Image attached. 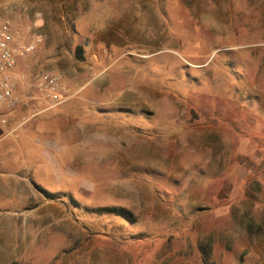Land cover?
Here are the masks:
<instances>
[{
    "label": "rangeland",
    "instance_id": "obj_1",
    "mask_svg": "<svg viewBox=\"0 0 264 264\" xmlns=\"http://www.w3.org/2000/svg\"><path fill=\"white\" fill-rule=\"evenodd\" d=\"M0 16L41 38L0 141L6 264H264V0H0Z\"/></svg>",
    "mask_w": 264,
    "mask_h": 264
},
{
    "label": "built area",
    "instance_id": "obj_2",
    "mask_svg": "<svg viewBox=\"0 0 264 264\" xmlns=\"http://www.w3.org/2000/svg\"><path fill=\"white\" fill-rule=\"evenodd\" d=\"M40 37L29 33L28 39L22 30L13 26L9 18L0 16V141L6 126V115L12 112L21 102L17 94L19 77L15 73L18 59L36 50ZM40 86L45 98L52 105L62 101L61 86L57 77L51 72L41 76Z\"/></svg>",
    "mask_w": 264,
    "mask_h": 264
},
{
    "label": "crops",
    "instance_id": "obj_3",
    "mask_svg": "<svg viewBox=\"0 0 264 264\" xmlns=\"http://www.w3.org/2000/svg\"><path fill=\"white\" fill-rule=\"evenodd\" d=\"M13 22L14 25L17 26L18 20L14 19ZM30 219L33 220V218H30L29 215H25V216L22 215L21 217L22 227L24 226L23 221L24 220L30 221ZM9 222H10L9 217L6 214H1L0 212V264H6L8 261L7 253L9 248ZM25 226L29 227V223L25 224ZM33 226L34 225H32V228ZM12 251H16L15 248H13Z\"/></svg>",
    "mask_w": 264,
    "mask_h": 264
},
{
    "label": "trees",
    "instance_id": "obj_4",
    "mask_svg": "<svg viewBox=\"0 0 264 264\" xmlns=\"http://www.w3.org/2000/svg\"><path fill=\"white\" fill-rule=\"evenodd\" d=\"M81 49V48H79ZM101 210H110V211H115L118 214H123V215H129L131 214V212L125 208H119V207H105V208H101ZM211 252H212V245L208 244L206 247H204L202 249V253H203V257L205 260L209 259L211 256Z\"/></svg>",
    "mask_w": 264,
    "mask_h": 264
}]
</instances>
